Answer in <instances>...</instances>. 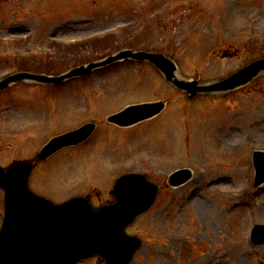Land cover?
Returning <instances> with one entry per match:
<instances>
[{
	"label": "rangeland",
	"instance_id": "374dc122",
	"mask_svg": "<svg viewBox=\"0 0 264 264\" xmlns=\"http://www.w3.org/2000/svg\"><path fill=\"white\" fill-rule=\"evenodd\" d=\"M125 48L162 53L177 77L217 80L264 57V0H0V78L57 75ZM154 68L126 59L59 85H9L0 93V166L95 121L77 155L71 149L35 166L33 190L55 202L84 191L98 204L112 199L117 176L141 172L157 193L124 230L141 240L128 264H264V243L248 236L264 224L251 164V152L264 150V73L230 96L187 100ZM165 100L150 120L107 121L128 104ZM180 168L191 175L171 187L167 177ZM192 193L204 204L188 200ZM2 214L0 189V223Z\"/></svg>",
	"mask_w": 264,
	"mask_h": 264
},
{
	"label": "water",
	"instance_id": "95a60500",
	"mask_svg": "<svg viewBox=\"0 0 264 264\" xmlns=\"http://www.w3.org/2000/svg\"><path fill=\"white\" fill-rule=\"evenodd\" d=\"M125 58L146 60L153 64L167 81L183 90L187 97H193L197 93L231 91L264 72V58H261L218 81L199 84L197 79L177 78L175 64L161 53L125 49L57 76L31 73L8 75L0 80V90L20 79L57 84L71 77L87 75L95 68ZM162 106L160 102L131 105L109 116L108 120L128 125L156 114ZM93 126V123H87L51 137L38 150L36 158L44 159L62 146L83 140ZM252 161L256 172L254 184L257 185L264 181V152L254 151ZM30 171L31 163L27 161L13 163L4 170L0 168V187L4 192L0 264H75L92 255L102 257L107 264L129 262L139 240L125 235L123 228L153 202L155 185L141 174H125L113 185L115 202L93 210L82 197L54 204L32 193L27 187ZM189 176V170L180 169L171 174L169 181L171 185H177ZM251 239L255 243L263 242L264 226L255 225Z\"/></svg>",
	"mask_w": 264,
	"mask_h": 264
},
{
	"label": "bare ground",
	"instance_id": "6f19581e",
	"mask_svg": "<svg viewBox=\"0 0 264 264\" xmlns=\"http://www.w3.org/2000/svg\"><path fill=\"white\" fill-rule=\"evenodd\" d=\"M190 196V199L196 204L202 205L205 202L204 198L195 197V193L190 194ZM242 256V254L239 256L238 261L242 259Z\"/></svg>",
	"mask_w": 264,
	"mask_h": 264
}]
</instances>
